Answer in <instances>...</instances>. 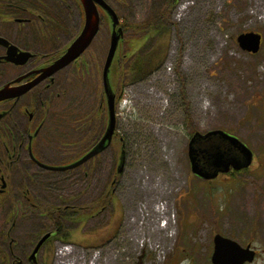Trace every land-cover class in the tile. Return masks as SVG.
<instances>
[{
    "label": "rangeland",
    "instance_id": "1",
    "mask_svg": "<svg viewBox=\"0 0 264 264\" xmlns=\"http://www.w3.org/2000/svg\"><path fill=\"white\" fill-rule=\"evenodd\" d=\"M108 1L123 24L145 21L152 1L158 0ZM72 12L76 22L80 11L75 2ZM100 15L101 28L86 52L95 66H103L111 33L106 12ZM168 18L170 31L148 45L161 50L157 58L165 52L150 74L124 85L114 61L109 71L116 95L111 149H117L118 159L123 151L120 173L114 172L111 181V154L105 151L86 162L87 179L36 188L38 194L59 197L67 196L69 188L77 205L86 203L88 218L76 223L73 241H67L77 245L76 251L84 248L86 259L95 264H137L140 259L141 264H185L184 248L189 254L191 246L205 245L212 228L233 225L235 210L261 204L256 160L245 171L256 177L250 182L243 184L245 173L206 180L192 172L187 151L194 132L218 128L254 149L264 142V0H178ZM126 27L117 54L133 33ZM245 31L263 35L255 54L238 44L237 35ZM87 86L80 88L83 113L103 96L101 84ZM104 196L105 207L92 210ZM3 220L1 208L0 230L6 227Z\"/></svg>",
    "mask_w": 264,
    "mask_h": 264
},
{
    "label": "flooded vegetation",
    "instance_id": "2",
    "mask_svg": "<svg viewBox=\"0 0 264 264\" xmlns=\"http://www.w3.org/2000/svg\"><path fill=\"white\" fill-rule=\"evenodd\" d=\"M73 2L80 11L77 24ZM84 17L79 0H0V209L6 226L0 230V264H55L57 248L67 240L73 241L74 226L88 218L86 203L82 208L77 205L69 188L67 196L60 197L38 194L36 188L44 186L49 190V183L65 180L70 185L72 179H87L86 162L101 157L105 151L111 154V181L114 172L121 171L117 149H111L116 131L103 151L72 166L101 140L108 124L104 62L103 66L100 63L95 66L86 54L96 37L76 59L62 67L52 66L80 34ZM100 28L101 24L98 31ZM88 84H101L103 96L100 95L96 108L93 105L83 113L80 88ZM90 124H95L100 134L87 148L85 128ZM238 139L252 154L249 165L239 170L230 165L228 171H220L213 180L227 174L238 178L237 174L248 171L256 160L260 168L258 193L264 200V142L254 149ZM208 143L231 146L219 136L208 137ZM226 150L231 155L244 156L234 149ZM252 177L243 174V184ZM262 200L259 207L235 210L233 225L212 228L205 245L191 246L189 254L184 248L181 261L264 264ZM44 202H48L47 206ZM78 216L83 218L78 220ZM18 225L23 228L19 232L14 229ZM14 231L19 237H14ZM217 236L222 242L214 260Z\"/></svg>",
    "mask_w": 264,
    "mask_h": 264
},
{
    "label": "water",
    "instance_id": "3",
    "mask_svg": "<svg viewBox=\"0 0 264 264\" xmlns=\"http://www.w3.org/2000/svg\"><path fill=\"white\" fill-rule=\"evenodd\" d=\"M81 1L82 8L84 11V26L80 31V34L75 38V40L68 47L66 52L58 60L54 62L52 66L62 67L66 63L76 59L82 55L88 46H90L93 39L98 33L100 26V10L106 12L109 21H111V33L109 39V47L107 50V56L104 61V66L102 70L103 74V85L104 92L107 100L108 106V124L107 129L101 136V140L90 148L83 157L80 158L79 162L73 164L78 165L81 161H87L91 159L92 156L99 154L106 146L109 145L112 139V135L116 131V117H115V100L116 95L114 94L109 71L114 61L120 41L124 36V31L120 25L121 20L116 10L108 3L107 0H79ZM262 35L259 32L245 31L237 35V41L239 46L243 50H247L252 53H257L260 48ZM219 136L221 139L228 141L231 144L229 148L234 149L237 153H243V157L234 156L227 152L226 149L221 145L213 146V144H206L208 137ZM227 154V156H226ZM187 156H189V162L192 172L206 180L213 179L217 177L220 171H228L230 165L235 169H241L244 166H248L251 161V156L249 153V148L236 136L224 132L222 129L208 130L206 133H200L198 131L194 132L188 141V151ZM123 151L119 157V167L123 163ZM215 249L213 259L215 260L218 246L221 244L222 240L220 237H215ZM143 255H139L142 258ZM141 262V259L139 260Z\"/></svg>",
    "mask_w": 264,
    "mask_h": 264
},
{
    "label": "trees",
    "instance_id": "4",
    "mask_svg": "<svg viewBox=\"0 0 264 264\" xmlns=\"http://www.w3.org/2000/svg\"><path fill=\"white\" fill-rule=\"evenodd\" d=\"M177 1L178 0L152 1V13L145 21H140L138 23L127 21L122 24L125 33L128 32V27H126L127 24L130 25L131 30H133L131 37H128L130 41L128 42L127 48L120 50L113 62L115 64L113 70L115 69V74L121 76L122 84L125 85L126 83L141 79L150 74L151 70L161 63V60L164 58L162 56H165V52L160 58H157L161 50L151 49L153 46L152 43L155 44L160 36L170 31L171 23L168 18L169 10ZM150 41L152 43L148 46ZM89 130L91 131L90 128L86 129V132L89 134L85 135L86 145H90L100 134L98 130H92L93 132ZM106 200V196H104L103 199L100 197L96 201L97 204L93 205V208L91 206L92 210L103 205L105 207L107 203ZM101 201L104 202L102 205Z\"/></svg>",
    "mask_w": 264,
    "mask_h": 264
},
{
    "label": "built area",
    "instance_id": "5",
    "mask_svg": "<svg viewBox=\"0 0 264 264\" xmlns=\"http://www.w3.org/2000/svg\"><path fill=\"white\" fill-rule=\"evenodd\" d=\"M63 248L65 249L64 251L66 252H64L63 249L58 250L59 253L58 255L60 254L61 255H60V259L57 260L56 264H95L93 262V258H91L89 261L86 259L85 252L76 251L72 246L69 245H64ZM64 254H68L70 256H66ZM92 256L95 258L96 255L92 254Z\"/></svg>",
    "mask_w": 264,
    "mask_h": 264
}]
</instances>
